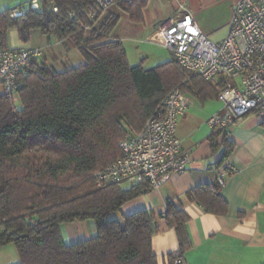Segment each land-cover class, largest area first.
Here are the masks:
<instances>
[{"label": "trees", "instance_id": "obj_1", "mask_svg": "<svg viewBox=\"0 0 264 264\" xmlns=\"http://www.w3.org/2000/svg\"><path fill=\"white\" fill-rule=\"evenodd\" d=\"M91 1L17 4V16L10 15L12 7L0 11V49L7 48L9 28L17 29L22 42L38 29L71 40L83 58L62 71L32 59L18 73L17 101L0 87V247L12 243L21 264H158L151 245L157 232L152 210L110 218L124 202L151 190V183H99L93 173L121 155L119 141L140 132L169 92L178 89L205 100L218 98L222 86L221 80L184 68L174 56L152 67H144V59L131 65L121 40L111 38L119 16L109 8L88 20L84 11ZM112 1L132 21L143 20L148 0ZM223 132L219 144L214 133L210 136L212 146L222 148L219 165L234 146ZM221 187L216 178L192 194L205 211L221 214L227 210ZM158 216L176 235L178 247L168 254L173 264V253L183 259L190 247L189 215L168 201ZM87 219L95 224L92 237L63 240V223Z\"/></svg>", "mask_w": 264, "mask_h": 264}, {"label": "crops", "instance_id": "obj_2", "mask_svg": "<svg viewBox=\"0 0 264 264\" xmlns=\"http://www.w3.org/2000/svg\"><path fill=\"white\" fill-rule=\"evenodd\" d=\"M22 1L16 0L0 11ZM24 1L32 3V0ZM164 6L163 0H148L142 9L141 22L132 21L127 13L115 5L110 7L108 12L119 16L111 38L121 40L126 51L128 47H134L137 63L131 65L144 59V67H152L173 56L170 50L163 52L147 48V43H150L148 47H152L156 42L153 39L155 30L160 45L165 48L160 26L177 14L172 16ZM195 22L200 27L198 21ZM221 34L213 36V40H220L225 32ZM139 42L141 46L137 44ZM23 46L39 48L41 54L33 59L56 71L71 68L83 61L76 47H69L66 39L49 37L33 29L30 40L22 42L17 29L9 28L7 48ZM186 95L188 105L179 116L176 129L181 148L189 153L186 168L180 173L171 174L148 192L124 202L110 218L119 219L142 209L152 210L157 225V232L151 239L152 249L158 264H170L168 254L178 247L176 235L158 215L166 210L167 202L171 201L189 215L186 227L190 247L183 254L185 264H261L264 261V118L251 112L228 128L227 139L234 146L228 158L219 165L222 148L212 146L210 136L216 130L209 126L207 118L220 110L221 102L218 98L199 100L188 93ZM223 133L215 132L214 142L219 144ZM223 167L227 168V173L220 193L227 203V210L221 214L209 213L192 192L196 187L214 181ZM61 234L65 242L90 238L95 234V224L89 219L66 222L61 225Z\"/></svg>", "mask_w": 264, "mask_h": 264}, {"label": "built area", "instance_id": "obj_3", "mask_svg": "<svg viewBox=\"0 0 264 264\" xmlns=\"http://www.w3.org/2000/svg\"><path fill=\"white\" fill-rule=\"evenodd\" d=\"M112 0H92L85 9L93 21L107 11ZM32 0V7H36ZM160 26L163 45L179 64L208 80H221L218 93L221 108L207 118L214 130L226 131L245 115L256 112L264 118V0H235L224 36L215 41L195 22L189 9ZM53 10L57 7L53 5ZM79 12V11H78ZM21 13L12 7L11 16ZM74 20L77 13L71 12ZM85 29L90 25L85 23ZM41 54L37 47L0 49V87L17 101L18 73ZM188 105V97L175 89L169 92L149 114L142 130L119 141L121 155L96 170L99 183L137 184L149 181L159 185L173 173H180L189 162V153L181 148L176 129L178 118ZM227 168H221L217 180L223 185ZM173 264H185L173 253Z\"/></svg>", "mask_w": 264, "mask_h": 264}, {"label": "rangeland", "instance_id": "obj_4", "mask_svg": "<svg viewBox=\"0 0 264 264\" xmlns=\"http://www.w3.org/2000/svg\"><path fill=\"white\" fill-rule=\"evenodd\" d=\"M234 1L235 0H163V3L165 5V9L169 10L172 16H175L176 14L182 12L180 10V4L184 2L183 7L191 11L193 17L196 21H198L204 33L208 34L213 39V36H220L223 35L221 34L222 32H226L225 28L230 19ZM14 2H16V0H0V9L11 5ZM21 4L27 5L28 3L23 0ZM99 22L96 25H98ZM153 39L156 40V42H154L152 47H148L150 43H147L148 49L163 50V52L168 51V49L163 48L160 45V39L158 38L156 30L153 34ZM67 43L69 47L73 45L72 41L68 39ZM137 44L141 46L140 42ZM128 48V52L125 50L126 56L129 58L128 61L130 64H134V62L137 63V59H135L134 47ZM142 48L146 49L144 46H142ZM141 60L142 59H140L139 62ZM0 264H21L16 248L12 243L0 247Z\"/></svg>", "mask_w": 264, "mask_h": 264}]
</instances>
